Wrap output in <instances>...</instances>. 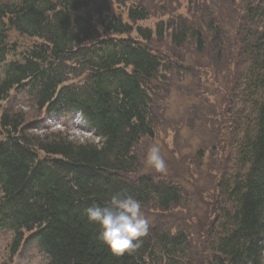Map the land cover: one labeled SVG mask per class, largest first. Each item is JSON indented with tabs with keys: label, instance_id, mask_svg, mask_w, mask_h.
<instances>
[{
	"label": "trees",
	"instance_id": "16d2710c",
	"mask_svg": "<svg viewBox=\"0 0 264 264\" xmlns=\"http://www.w3.org/2000/svg\"><path fill=\"white\" fill-rule=\"evenodd\" d=\"M84 1L0 0V66L18 57L8 62L0 80V108L12 90L28 91L39 111H80L99 137L97 143L38 137L28 133L32 126L22 115L0 114V134L6 135L0 139V228L14 233L13 253L25 233L34 232L48 264H185L192 250L186 234L152 232L137 250L117 256L98 238L99 226L87 220V207L116 192L131 193L141 204L156 200L165 210L179 204L181 196L178 188H164L149 177L125 180L138 165L135 145L154 136L149 83L162 64L130 37L136 30L151 40L150 29L130 24L147 18V11L130 8L129 22L104 17L97 22L100 29L92 22L78 26L70 13ZM263 6L256 14L264 15ZM13 31L40 42L19 50L17 42L10 43ZM157 35H164L163 28ZM173 39L181 46L186 38L180 32ZM203 40L198 33L200 45ZM250 46L258 55L249 57L241 96L249 108L231 122L236 136L225 146L235 145L244 173L225 184L232 207L219 217L224 228L214 237L215 264H264V32ZM71 74H80L78 84L69 83Z\"/></svg>",
	"mask_w": 264,
	"mask_h": 264
},
{
	"label": "rangeland",
	"instance_id": "374dc122",
	"mask_svg": "<svg viewBox=\"0 0 264 264\" xmlns=\"http://www.w3.org/2000/svg\"><path fill=\"white\" fill-rule=\"evenodd\" d=\"M262 4L264 0H85L70 13L78 26H90L91 22L98 26L97 22L107 16L128 21L130 8L143 7L147 11V18L130 24L135 29H150L151 40L145 41L136 30L130 37L148 48L162 64L149 83L152 93L148 108L154 136L143 137L135 145L133 153L138 165L125 180L134 182L145 176L164 188L179 189V204L165 210L154 200L141 204V210L148 222L144 237L164 231L189 236L192 250L185 264H215L218 253L214 237L217 240L224 228L219 217L232 207L227 202L225 184L230 176L244 173L237 164L235 145L225 146L231 136H236L231 122L243 116L245 107L249 108L241 96L251 68L249 57L253 52L258 55L250 45L264 32V15L256 14L261 12L258 9ZM159 28H163V36L157 35ZM180 32L186 39L177 46L172 37ZM197 32L204 39L202 45L197 41ZM9 36L10 43L17 42L19 50L40 42L15 31ZM17 58L11 56L0 66V80L8 62ZM79 75L71 74L69 83L78 84ZM5 111L12 116L22 115L25 125L32 126L28 133L38 137L98 140L77 114L39 111L28 91L12 90L1 103L0 114ZM5 136L0 134V139ZM154 145L165 160L163 170L146 163ZM1 194L0 190V197ZM33 233L26 232L24 243L13 253L14 233L0 228V264H48ZM154 254L160 257L157 250Z\"/></svg>",
	"mask_w": 264,
	"mask_h": 264
},
{
	"label": "clouds",
	"instance_id": "9594fccd",
	"mask_svg": "<svg viewBox=\"0 0 264 264\" xmlns=\"http://www.w3.org/2000/svg\"><path fill=\"white\" fill-rule=\"evenodd\" d=\"M146 163L163 170L165 160L158 146H152L146 156ZM141 202L131 193L116 192L104 203H93L85 209L87 220L100 228L99 239L120 256L131 253L142 244V237L148 232V222L142 214Z\"/></svg>",
	"mask_w": 264,
	"mask_h": 264
},
{
	"label": "bare ground",
	"instance_id": "6f19581e",
	"mask_svg": "<svg viewBox=\"0 0 264 264\" xmlns=\"http://www.w3.org/2000/svg\"><path fill=\"white\" fill-rule=\"evenodd\" d=\"M79 114V113H78ZM78 114H77V117H79L78 116ZM83 120V119H82ZM82 120H79V122H81ZM87 125V124H86ZM88 127V126H87ZM89 128V127H88ZM89 130H90V132L92 133V135L93 136H95V137H97L98 138V140L97 141H94L95 143H97V142H99V137L97 136V135H95V132L92 130V129H90L89 128ZM86 141H89V140H84L83 142H86Z\"/></svg>",
	"mask_w": 264,
	"mask_h": 264
}]
</instances>
